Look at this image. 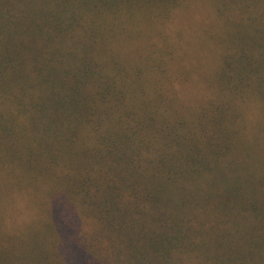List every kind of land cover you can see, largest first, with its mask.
<instances>
[{
  "label": "trees",
  "instance_id": "16d2710c",
  "mask_svg": "<svg viewBox=\"0 0 264 264\" xmlns=\"http://www.w3.org/2000/svg\"><path fill=\"white\" fill-rule=\"evenodd\" d=\"M0 264H264V0H0Z\"/></svg>",
  "mask_w": 264,
  "mask_h": 264
},
{
  "label": "rangeland",
  "instance_id": "374dc122",
  "mask_svg": "<svg viewBox=\"0 0 264 264\" xmlns=\"http://www.w3.org/2000/svg\"><path fill=\"white\" fill-rule=\"evenodd\" d=\"M212 67L214 68V66L212 65ZM212 67H210V68H212Z\"/></svg>",
  "mask_w": 264,
  "mask_h": 264
}]
</instances>
